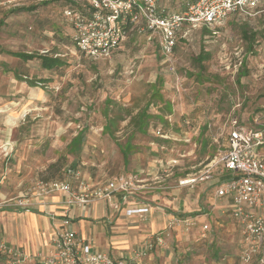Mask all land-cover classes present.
Listing matches in <instances>:
<instances>
[{
  "label": "rangeland",
  "instance_id": "obj_1",
  "mask_svg": "<svg viewBox=\"0 0 264 264\" xmlns=\"http://www.w3.org/2000/svg\"><path fill=\"white\" fill-rule=\"evenodd\" d=\"M42 1L0 6V191L4 199L18 195L23 185L28 191L34 178L60 175L69 165L84 163L95 175L132 172L141 166L145 175L158 159L164 165L157 175L162 180L157 184L162 187V202L173 204L175 216L219 205L206 185L179 186L178 179L205 172L223 143L216 134L229 117L264 131V15L227 23L215 34L198 28L185 32L188 40L177 38L169 61L161 57L156 37L133 28L109 57L91 61L74 48L61 4ZM187 1L158 0V4L179 12ZM31 6V11L19 10ZM16 53L36 57L22 61L11 55ZM44 55L58 57L61 66L42 69L38 56ZM32 83L37 87L27 88ZM6 91L12 94L3 96ZM136 114L145 129L138 130L130 122ZM108 119L116 122L111 126L113 137L103 131ZM155 126L177 140L161 143ZM78 133L83 142L79 150H71L68 144ZM126 144L131 148L121 150ZM168 184L171 188L165 189ZM212 217V242L200 239L196 230L166 229L170 236L159 249L164 256L153 264H240L238 224L222 212ZM138 219L148 222L145 216ZM4 221L0 219V233ZM0 264L6 262L0 259Z\"/></svg>",
  "mask_w": 264,
  "mask_h": 264
},
{
  "label": "built area",
  "instance_id": "obj_2",
  "mask_svg": "<svg viewBox=\"0 0 264 264\" xmlns=\"http://www.w3.org/2000/svg\"><path fill=\"white\" fill-rule=\"evenodd\" d=\"M27 1L32 2L0 0V6L16 7ZM65 1L69 4L63 7L62 16L71 26V40L80 54L94 61L109 57L124 41L127 31L133 28L156 37L161 57L169 61L178 37L184 38L188 32L201 27L212 29L233 14L247 20L264 11V0H192L179 12H168L160 7L158 0ZM155 134L165 137L160 129ZM216 135L223 140L222 149L219 148L205 165V172L180 179L178 185L194 187L199 181L210 179L215 169L227 172L230 177L217 187L215 197L229 201L230 216L240 228L239 263L264 264V133L231 116L226 127ZM212 141L218 144L217 138ZM158 179L155 176L152 182H159ZM146 182L137 173H127L115 175L101 185H93L82 177L79 169L72 166L65 168L61 180L39 182V194L63 195L61 225L51 238L48 254L41 264H149L148 252L153 249V243L163 247L169 233H158L144 250H133L128 257L112 259L103 252L93 251L90 243L65 228L71 224L68 213L72 209H81L101 200L107 202L115 213L124 210L127 217L143 218L149 206L130 205L129 202L138 192L154 189L150 182ZM116 196L118 201L112 202ZM31 204L29 196H22L13 206L26 209ZM196 220V216L186 218L174 215L167 230L180 227L188 232L196 226ZM207 232L208 225L204 223L198 237L204 240ZM0 256L8 264H22L27 260L23 252L4 242H0Z\"/></svg>",
  "mask_w": 264,
  "mask_h": 264
},
{
  "label": "crops",
  "instance_id": "obj_3",
  "mask_svg": "<svg viewBox=\"0 0 264 264\" xmlns=\"http://www.w3.org/2000/svg\"><path fill=\"white\" fill-rule=\"evenodd\" d=\"M262 15H264V11L259 12L253 18L247 19V21H250L251 19H255L256 17L259 18ZM241 21H242L241 18L233 14L230 15L226 19V21H224V23L219 26H216L212 29H202V28L199 29L204 30L205 33L210 32L212 34H215L218 33L221 27L224 26L225 24L234 23V22L239 23ZM182 39L185 41L188 40L186 37ZM73 46L78 51V49L75 47L74 44ZM11 55L13 56L14 54ZM15 58H19V57H15ZM22 61H30V60H22ZM40 66H41V62H40ZM36 87L37 85H34L33 83L27 85V88L30 89ZM8 88H9V84H8ZM11 94L12 93L6 91V93H3V96L4 95L7 96ZM142 116H144V114ZM131 118L132 120H130V122L133 125H135L138 130L145 129V123L141 127L142 122L139 120V115L136 114ZM106 124L103 127V131L107 133L110 137H113V135H110L105 130ZM157 128L158 127L155 126L156 130L160 129V127L158 129ZM160 130L165 136L164 138L160 139L161 143H167L168 142L167 140H172V141L177 140L171 133H167L162 129ZM184 137L186 136L183 135L181 139H178V141L183 140ZM210 139L211 142L213 143L212 137ZM82 142H83L82 134L78 133L73 139L70 140L68 147L71 150H79ZM130 148L131 146H128V144H126L124 147L121 148V150L126 151V149L129 150ZM262 150L264 152V147ZM69 166L79 169L82 173V177L84 179H87L93 185H101L111 177L118 174L137 173L141 178L148 180V182H150L149 184H151L154 187V189L151 190H142L138 192L130 199L129 202L130 205L149 206V211L147 212V214H145L146 219H148V222L146 223L140 222L138 216L137 217L125 216L124 210L115 213L113 209L109 206V204L103 200L96 201L92 204L84 205L81 209H77V208L72 209L68 213L71 224H69L65 228L68 230H73L74 232L77 233L78 236L84 239L87 243H90L91 249L93 251L103 252L108 256H110L112 259L128 257L133 250H144L148 245V243L153 242L154 236H156L160 232L165 231L169 227V224L167 222L170 219V217L174 216L175 209L174 207H172L173 206L172 203L166 205L165 203L162 202L163 200L162 187L161 185H157L162 180L158 179L159 182H152V178H154L157 175H160V171H162V169L164 168V165L161 160L158 159L154 160L153 165L150 167L151 171L149 173L147 172L145 175H143L144 167L142 168L141 166H139L138 167L139 169L136 171L116 173L113 175H95L96 171H94L93 169L89 170L85 168L84 163H82L81 165H69ZM65 168L62 170L60 175H41L40 177L34 178L30 188H27L29 189L28 191H24L25 186L23 185L22 188L18 190L19 192L18 195H16L13 198L10 197L4 199L6 198L4 197L5 194L0 191V198L2 197V199H0V204H2V207H0V219H5L3 223L4 228L2 230L4 235L2 237L0 236V242H4L6 245L13 247L14 249H19L21 252H23L27 256V260L22 264L24 263L26 264L29 262L30 263L34 262L35 264H41L42 259L48 254L49 243L51 238L53 237L56 229L60 228L61 218H62L61 202L63 195L60 193H55L52 195L43 196L42 194H39L37 184L39 182L48 183L52 181L61 180L63 178ZM192 174L193 173L186 174L185 176L180 177L178 180L190 177L192 176ZM210 177H211L210 179L206 181H202L203 183L198 182L194 186H197L199 183L204 184L208 189H212L214 191V196H215L217 187L222 182L228 180L230 176L225 171L215 169L214 171H212V175H210ZM164 188L170 189L171 185L168 184ZM22 196L30 197L32 202L30 207L26 209H20L13 206L16 200ZM218 200H220V204L217 206L210 204L205 208L199 207L197 210L181 216L186 218H193L194 216L197 217L196 226L191 229V230H196L197 236H199V232L201 231L202 225L204 223L208 225L207 237L204 239V241L210 240V242H212V240L214 239L213 236L214 230L212 227L213 226L212 215H214L216 212H222L223 214H226L227 217L229 216L231 219L229 213L230 209L228 208L229 201L227 199H218ZM117 201H118L117 196L112 199V202H117ZM98 208H99V212L97 214L96 212ZM89 212L93 213L92 216L90 215ZM128 219L130 222L126 223L125 220ZM174 230L177 231V229L175 228ZM3 233L1 232L0 235H2ZM3 237L4 239L1 240V238ZM174 238L177 239V233L173 232L172 240H175ZM159 249H163V247H158L155 243H153V249L148 252L149 256L147 261L149 264H153L154 259L156 260L157 258H162L164 256V252L159 251ZM165 255L171 256V253L169 254L165 253ZM0 259H3L6 262V264H8L6 259L2 258L1 256Z\"/></svg>",
  "mask_w": 264,
  "mask_h": 264
},
{
  "label": "trees",
  "instance_id": "obj_4",
  "mask_svg": "<svg viewBox=\"0 0 264 264\" xmlns=\"http://www.w3.org/2000/svg\"><path fill=\"white\" fill-rule=\"evenodd\" d=\"M192 0H188L187 3L185 4V6L183 7V9L187 6V4H189ZM43 2V1H42ZM48 2H59L61 4L62 7H64L66 4H69L68 1L65 0H46L43 3L47 4ZM19 10H23V11H31L33 10L32 6L31 8L28 9H24L21 8ZM171 12V11H168ZM202 29H206L204 27H201ZM13 56L15 57H19L21 60H31L33 58H35L36 56H33L31 54H23V53H16ZM38 59L41 62V67L42 69L45 70H51L54 68H57L61 65V61L57 58V57H48L46 55L44 56H38ZM130 120H132V118H130ZM134 120V119H133ZM136 120V119H135ZM114 120L108 119L105 130L110 134L113 135V132L111 130V126L114 124ZM116 123V122H115Z\"/></svg>",
  "mask_w": 264,
  "mask_h": 264
}]
</instances>
